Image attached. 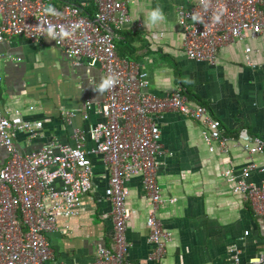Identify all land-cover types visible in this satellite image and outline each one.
Segmentation results:
<instances>
[{
	"label": "crops",
	"instance_id": "0c3cea01",
	"mask_svg": "<svg viewBox=\"0 0 264 264\" xmlns=\"http://www.w3.org/2000/svg\"><path fill=\"white\" fill-rule=\"evenodd\" d=\"M44 1L51 7L80 5L88 16L96 10L94 0ZM194 4L195 0H130V22L115 33L118 55L147 73L146 91L162 96L181 87L190 104L201 101L210 108L226 136L244 131L264 141V34L220 47L214 63L191 60L182 48L177 9ZM157 6L165 19L153 25L148 13ZM246 47L251 49L250 64L245 60ZM77 60L79 64L50 37L32 41L14 35L0 42L3 113L11 122L24 120L33 129L15 131L20 153L48 143L74 145L79 132L85 149L94 146L89 129L104 120L100 104L105 91L96 89L105 77L96 62ZM153 117L161 130V152L155 161L164 199L156 215L171 240L162 260L147 259L152 250L145 226L149 204L140 177H131L124 181L132 210L126 256L135 264H229L235 248L241 264H247L264 249V219L224 178L226 169L239 171L246 153L232 141L225 151L213 142L210 151L204 126L178 111ZM91 159L94 187L84 196L83 207L74 216H60L59 229L46 234L54 257L49 264L85 263L94 259L97 247L112 245V204L103 197L110 172L99 156ZM254 159L264 163V152ZM6 160L0 147V165ZM263 177L252 172L250 179L259 184Z\"/></svg>",
	"mask_w": 264,
	"mask_h": 264
},
{
	"label": "built area",
	"instance_id": "2783aa9c",
	"mask_svg": "<svg viewBox=\"0 0 264 264\" xmlns=\"http://www.w3.org/2000/svg\"><path fill=\"white\" fill-rule=\"evenodd\" d=\"M129 2L94 0L96 10L88 16L72 3L51 7L44 0H0V42L14 35L32 41L50 37L76 64L77 59L93 61L104 77H117L100 104L104 120L89 129L92 148L85 149L84 136L79 132L74 145L48 143L22 154L14 140L15 131L33 129L24 120L11 122L4 115L0 75V147L7 154L6 162L0 165V264H49L53 260L46 234L59 229L60 216H74L83 207L84 196L94 187L91 156H99L110 172L103 197L112 204V245L97 247L91 261L72 264H135L126 256L132 210L124 183L135 176L140 177L149 204L145 226L152 250L147 259L162 260L171 234L156 215L164 199L155 161L161 152V130L153 116L166 110L199 121L210 151L213 142L225 151L227 142L232 141L246 153L239 171L226 169L224 178L232 191L241 194L264 219V177L259 184L250 179L252 172L264 176V163L254 159V155L263 154L264 141L244 131L237 138L224 135L220 120L207 106L190 104L181 87L162 96L145 90L147 73L136 62L120 57L115 47L116 31L130 22ZM177 20L185 55L214 63L220 47L264 34V0H195L190 7H178ZM250 50L245 48L248 64ZM232 252L229 264H241L239 251L233 248ZM247 264H264V249Z\"/></svg>",
	"mask_w": 264,
	"mask_h": 264
},
{
	"label": "clouds",
	"instance_id": "9594fccd",
	"mask_svg": "<svg viewBox=\"0 0 264 264\" xmlns=\"http://www.w3.org/2000/svg\"><path fill=\"white\" fill-rule=\"evenodd\" d=\"M48 10L51 11L50 8ZM164 19H165V15L163 13V10L159 6H157L148 13V20L153 25L163 21ZM193 19L194 20L198 19V17L194 16ZM216 19L218 20L219 16H217ZM49 31L51 32V29H49ZM116 83H117V77L114 74H110L102 79L96 91L102 94L104 91L112 88Z\"/></svg>",
	"mask_w": 264,
	"mask_h": 264
},
{
	"label": "trees",
	"instance_id": "16d2710c",
	"mask_svg": "<svg viewBox=\"0 0 264 264\" xmlns=\"http://www.w3.org/2000/svg\"><path fill=\"white\" fill-rule=\"evenodd\" d=\"M73 4V3H72ZM74 5H76V4H74ZM79 8L81 7L82 8V6H80V5H77ZM117 32H120V30H118ZM115 47H117V45L115 44ZM195 99H197V98H195ZM198 104H202V105H205V106H207L204 102H201V101H198ZM208 107V106H207ZM209 108V107H208ZM210 109V108H209ZM222 132H223V134L224 135H228V133H226L225 132V130L223 131L222 130ZM236 134L237 133H234V134H231V136L229 135V137H232V138H237L238 136H236ZM249 203V202H248ZM249 205H250V203H249ZM250 208H251V206H250Z\"/></svg>",
	"mask_w": 264,
	"mask_h": 264
}]
</instances>
